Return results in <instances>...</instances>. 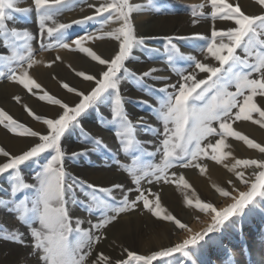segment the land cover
I'll use <instances>...</instances> for the list:
<instances>
[{
  "label": "snow or ice",
  "instance_id": "obj_1",
  "mask_svg": "<svg viewBox=\"0 0 264 264\" xmlns=\"http://www.w3.org/2000/svg\"><path fill=\"white\" fill-rule=\"evenodd\" d=\"M82 2L93 10L91 15L60 22L58 17L64 11L72 10V0H30V7L18 6L21 0H0V49L4 50L0 51V78L6 77L38 96L40 101L58 106V111L49 118L24 105L27 115L43 126V132L14 119L0 108L3 129L17 137L35 140L19 153L0 146V177L6 175L9 181L5 189L8 199H0V207L11 211L25 227L38 264H159L160 258L175 253L188 256L191 246L204 241L210 233L227 228L232 218L242 216L258 204L264 205V158L233 157L234 163L224 164L246 190L237 188L232 180L227 182L231 190L213 185L220 197L231 200L223 207L200 199L194 191L191 193L195 198L193 204L186 191L191 188L188 180L173 171L196 168L204 174L208 166L203 160L223 163L232 155L230 151H224L230 148L229 137L264 154V144L233 128L234 122L250 121L264 129V14H246L239 4L228 0H207L213 21L231 23L225 29H217L213 24L210 36L194 34V38L206 41L200 49L203 60L186 55L174 42L189 37H164L166 63L177 77L172 81V77L162 74L163 70L158 67L139 70L129 66L138 61L137 53L152 58V54L159 51L148 45V41L156 37L139 35L133 20L134 13L155 8L153 0H147L146 4L135 0ZM256 2L264 8V0ZM204 7L203 3L193 6V16L205 15L203 11H195ZM155 10L158 12L159 8ZM32 12L38 24L37 34L9 25L13 13ZM90 22L99 24L94 32H87L70 42L67 40L68 30L73 25ZM196 22L194 19L193 24ZM109 23L118 27L104 31ZM48 38L55 42L44 43ZM105 39L116 42L110 56H103L88 46L89 42ZM35 40L40 41L41 50L57 48L82 53L100 66L98 72L91 73L72 69L76 77L88 84L86 89L61 81L62 88L73 94L75 100L66 101L49 94L31 77L29 70L43 63L35 57L32 43ZM61 60L59 55L55 57V61ZM177 60L189 62L188 68L178 69ZM200 74L205 75L201 77ZM157 82L162 86L156 87ZM126 84L155 100V104L147 99L135 102L147 107L161 127H153L145 117L136 122L130 119L125 107L130 98L122 94V86ZM257 97L261 98L260 103ZM13 99L21 101L20 96ZM105 103L110 119L101 117L100 123L114 129L118 145L117 155L112 159L116 167L127 174L131 185L128 187L124 183L101 186L88 182L71 175L65 167L67 154L62 147V137L70 129H81V142L85 145L81 150L73 151L72 158L109 151L103 138L93 136L81 127V117ZM138 126L155 134L152 150L147 147L152 141L138 139ZM210 138H215L214 142ZM28 164L36 165L33 183L27 182L22 174V166ZM145 183L149 186L175 184L185 191V204L209 217L210 222L202 231L193 233L187 223L162 204L160 194L145 187ZM74 208L83 209L90 218L75 215ZM140 208L158 221L171 222L176 229L187 232L188 238L150 254H138L122 247L120 259L112 260L102 252L94 256L96 246L106 239L108 228L122 214ZM0 239L29 246L25 232L19 228L8 229L6 225H0Z\"/></svg>",
  "mask_w": 264,
  "mask_h": 264
},
{
  "label": "bare ground",
  "instance_id": "obj_2",
  "mask_svg": "<svg viewBox=\"0 0 264 264\" xmlns=\"http://www.w3.org/2000/svg\"><path fill=\"white\" fill-rule=\"evenodd\" d=\"M155 1H153V3L155 4V8L157 3H161V6L165 8L164 9L160 7L162 13L159 14V12L155 10V8L146 9L139 13H134L133 20L139 35L156 37L155 39L149 40L148 45L149 47L157 49L159 51L153 53L152 58H149L145 53H137L139 59L132 65L135 66V69L139 70H146L150 66H155L163 70L162 74L170 75L171 77H173L175 75L172 74L165 61L167 57V53L165 52V45L167 42L164 37H189V39L183 40L184 42H180V40L177 39L179 40V42L176 43L177 46L186 55H193L196 56L198 59L203 60L201 52L196 46H193L194 43L199 42L196 38H194V34L203 35V33L202 31L199 33L197 32L196 27L197 23L199 22L197 20L198 15L193 16L192 13L194 10L193 5L203 3L205 4V7L202 10L198 8L197 9L199 11H203L205 15H203L202 17L207 19L209 8H207L206 5L207 0ZM27 2H30V0H28ZM88 2H96V0H88ZM135 2L146 4L147 0H135ZM25 3L26 1L21 0V3L19 5L23 6L25 5ZM237 3L241 6V9H243L244 11L249 10L246 12V14H256L260 11V9L253 10L258 6L256 0H254L252 4L249 2V0H238ZM71 7V11H65L69 13L65 15L64 21H72L76 18H79L77 14H74V10L80 12L81 8H83L84 10L87 9L86 5L82 1L75 3V5H72ZM261 10L263 11L264 8ZM31 16L36 20L34 13H32ZM194 19L197 21L195 24H193ZM10 24L12 26L14 25L16 28L25 27L20 21L13 20L12 22H10ZM115 27H118V25L115 24ZM87 32L94 31H89V29L86 27L84 30L80 31V33H78L75 38L84 35ZM32 43L35 49L36 59L42 60L43 63L35 65L32 69L29 70L31 77L41 85L42 89L48 91L49 94L55 95L58 98H64L66 101H73L75 100V97L68 96L67 91L61 86V81L68 82L70 85H74L76 87L79 86L84 88L86 86V82H84L82 78L76 77L72 69L87 70L91 73L96 72V68L100 67L96 65L95 62L90 61V59L82 53L71 52L64 49H60L59 54L42 53L39 49V43H35L34 41ZM199 43L202 44L201 41ZM88 46H92L94 50L97 51L99 54H102L103 56L107 57L110 56L115 50L116 42L111 41L109 39H105L101 40L100 43L89 42ZM37 52L39 53L36 54ZM160 53H162V57L158 56ZM57 55L62 57L61 61H55V57ZM53 61L55 62L53 63ZM177 61L180 62L178 64L180 66L179 69L188 68L189 62L184 60ZM64 64L71 65L72 69L69 68L66 70L64 68L66 71H62L61 68H63ZM129 66H131V64ZM158 86H160L159 82L156 83V87ZM131 89L132 87H129L127 84L123 86V92H129L131 91ZM14 96H20L21 101L17 102L16 100H14ZM149 101L150 103L155 104L153 100ZM25 104H27L36 113L38 112V110H40L41 113H44L45 115L49 116V118L58 111V106L48 105L47 102L40 101L38 99V96H34L29 93L26 89L23 88L22 85H17L16 83L9 81L8 79H5L0 82V108H3L11 116H13L14 119H17L20 122H30L32 118L27 115L24 108ZM102 108L104 110L103 116L105 118L110 119V111L107 106L103 104ZM133 115L131 116L132 120L134 122L138 121L140 117L137 118V116ZM86 117L92 120L97 119V117L96 119H94L95 116L92 113L88 114ZM142 117H145L149 124L156 123L154 117H152L150 114H143ZM93 122L95 121H92V123ZM36 125H40V127H42L43 129V126H41V124L36 123ZM233 128L245 135H248L249 138L254 139L256 142L264 144V129L260 128L259 125H254L250 121H239L234 124ZM99 134L101 138H103V140L107 143V145L110 146L113 141L112 134L105 130H100ZM231 138H228L227 140V143L230 145V148L224 149V151H230L232 153V159L233 157L237 159L264 158V154L259 153L257 150L249 149L242 141H234L233 138ZM0 143L6 148V150H9L14 153H19L20 150L29 145V140L27 141L26 138L17 137L13 134H10L5 129H3L2 126H0ZM202 162L207 164L208 166L204 174H201L199 169L196 168L173 169V171L183 174L185 179L188 180L189 184L191 185V188L186 191L189 194V197L193 199V204L195 203V198L191 196V193L193 191L195 192L196 196L200 199L212 202L219 207H223L231 203V200L220 197L219 194L215 191V188L213 187V185H217L231 190V185L227 183L229 180H232L235 183L236 187L240 190H246L242 184L235 180L233 173L229 172L227 168L224 167V164L230 165L231 162L229 160H224V162L221 164H217L215 161L207 159L203 160ZM95 172L98 175L103 173V171L101 170H95ZM97 178L98 176H93L89 177L88 180L95 181L96 183L98 182ZM0 181L5 182L4 179H1ZM152 189L153 192H158L160 194L162 202H172L173 207H170L172 213L176 215L177 218L181 219L182 222L187 223L193 229V233L201 231L202 224L199 222L200 220H198L197 217H203V219L206 220L209 219V217L200 213L194 207H189L188 205L178 203L173 198L179 194H185V191H182L175 184H157L155 185V187H152ZM132 198H134V195ZM80 215L81 213H77V216ZM148 218L149 216L145 213L142 208H140L130 213H127L122 217L120 216L118 218V221L114 222L115 226L111 228L115 231L119 228H124L126 226L138 225L139 223L142 224V222H144ZM249 218L253 223V227L247 228L245 235H226L228 237V241L225 246V253L227 252L226 255L228 254L226 257L222 258V254H219L220 252L218 253L215 250V248L217 247L215 244H217V242H214L212 238H210V235L209 239L205 240V242H203V244L201 245L200 254L198 256H195V254L191 250V254L188 255L189 260H191V264H204V259L202 260L201 258V256L203 255L202 250H204V248L209 244H214L216 247H213L214 254L212 255V260L208 258L205 261V264H264V235H261V228H258V232L254 230V227L256 228L258 226V222L261 221H259L258 213H256V215H249ZM243 224L244 227L247 226V224H245V221L243 222ZM162 232V234H164L162 235L163 238H160L157 235H149L147 237H145L144 235H132V237H130L129 249L137 253L139 252L140 254H150L152 251L161 250L166 247H172L177 243H182L183 240L188 238L189 235L185 231L176 229L172 223L166 224L162 229ZM172 232L176 234L178 233V235H172ZM226 232H232L233 234H235L231 230V228H228ZM155 242H158V245H156ZM154 264H156V262H154ZM159 264H161L160 261Z\"/></svg>",
  "mask_w": 264,
  "mask_h": 264
},
{
  "label": "rangeland",
  "instance_id": "obj_3",
  "mask_svg": "<svg viewBox=\"0 0 264 264\" xmlns=\"http://www.w3.org/2000/svg\"><path fill=\"white\" fill-rule=\"evenodd\" d=\"M24 1H26V3H28V4L25 3V5H23V6H20V5H18V6H20V7H30L31 6L30 2H27L28 0H24ZM80 1H82V0H72L71 6L75 5V3H78ZM153 1H155V0H153ZM237 1L238 0H228L229 3H233V4H238ZM253 1L254 0H249V2L251 4ZM161 5H162L161 3L156 4V8H159V10H160V11H158L159 14L162 13L160 7L164 8ZM197 5H200V4H197ZM206 5H207V8H209V13L207 14V19L198 15L197 20L199 22L197 23L196 30L198 33L202 31L204 36H210L211 27L213 26V24L215 25V27L217 29H225L231 22H224V21H220L218 19L213 21L210 17L211 7L208 3H206ZM193 6H196V5H193ZM198 9H196V11L200 12ZM256 9L257 10L260 9V11L258 13H256V15L264 14V10L263 11L261 10L263 8L260 5H258L257 8H255L253 10H256ZM242 11H244V10L242 9ZM247 11H249V10H245L244 12L246 13ZM73 12H74V14H77L79 16V18H76V19H80L86 15H91L93 10L87 8V9L80 11V12L75 11V10ZM32 13H34V12H32ZM32 13H13V18L10 21H8V23L10 26H12L10 24V22H12L13 20L14 21H20L22 23V25L25 27L24 28L23 27L17 28L18 30H21V31L28 30L35 35L38 33V24H37V21L31 16ZM68 13L69 12L64 11L62 13V15H60L58 17L60 22H71V21H64V17ZM86 27L89 29V31H95L99 27V24L96 22H90L86 25H73V27L68 30V34L66 37L67 40L70 41V40L74 39L77 36V34L80 33V31L84 30ZM114 27H115L114 23H109L108 25L105 26L104 31H111ZM179 40H175L176 41L175 43L179 42ZM197 40L199 42L201 41L202 44L197 42V43H194L193 46L194 47L196 46L198 48V50L200 51L201 47H204L206 45V41L199 40V39H197ZM34 42L40 43L39 40H35ZM43 42L44 43H54L55 41L52 40L51 38H48V39H45ZM100 42H101V40L94 41V43H100ZM180 42H184V41L180 40ZM0 51H4V50L0 49ZM239 51L240 50H238V52ZM40 52L59 54L60 49L53 48V49H50L47 51L40 49ZM38 53L39 52H37L36 54H38ZM158 56L162 57V53H160ZM165 61H166V59H165ZM179 63L180 62L177 61L176 66L178 69L180 68V66L178 65ZM68 66L69 65L64 64L63 68H61V70L66 71L67 69H69ZM130 67L135 69V66L132 64ZM71 69H72V67H71ZM99 70H100V67L96 68V72H98ZM204 75L205 74H200L201 77H203ZM5 79H7V78L6 77L0 78V82L5 80ZM176 79H177L176 76L172 77V81H175ZM127 85L129 87H132L131 91L123 92V86H122V94L125 95L126 97L130 98V101L128 103H126V105H125L126 110L128 111V113L130 115V119H132L131 116L133 114H135V112H136V114L133 116H137V118L142 117L143 114H150L147 107L142 106V105L136 103L135 101H137L139 99H147V100H153V102H155V100L152 97L146 96L142 92L138 91L137 88L134 87L133 85H131V84H127ZM160 86H162L161 83H160ZM160 86H158V87H160ZM78 88L86 89V88H88V84L86 83V86L84 88L79 87V86H78ZM232 90H234V89H232ZM68 96L72 97L74 95L68 93ZM256 100L258 103H260V97H257ZM105 105L109 109L108 104L105 103ZM52 106H54V105H52ZM103 111L104 110L102 108V105H100L99 108L96 110L90 109L83 117H81V127L83 129L87 130L91 135L97 136L100 138H101V136L99 134L100 130L101 131L105 130V131L110 132L112 134L113 141H112L111 145L109 146V151L108 152H99V153L93 152V153H89L88 155H85V156L72 158L71 153L73 151L81 150L85 145L81 142L83 140V137L81 135V129L79 127L75 128V129H70L68 132H66L65 136L62 137V147L65 149L66 154H67L65 157L66 170L71 175L78 176L81 179L87 180L88 182H94L95 183V181H89L88 179H89V177H93V176L97 177L98 176V178H97L98 182H96V184L101 185V186H109L112 183H124L126 187L131 186L127 174L120 171L116 167L115 162L112 159L113 156L117 155L118 141L115 139L114 129L110 126H107V125L100 123V118L104 117ZM90 113L94 114V116H95L94 119H96V117H97V119L96 120L88 119L86 116ZM37 114L45 115L44 113H41L40 110H38ZM150 115L152 117H154V119L156 121L155 124H151V125L153 127H156V128L161 127V123L157 120V118L152 114H150ZM45 116H47V115H45ZM47 117H49V116H47ZM83 118H84V120H83ZM92 121H95V122H93L94 124L92 123ZM237 122H239V121H237ZM237 122L233 123V127H234V124ZM23 123L32 127L34 130H41L43 132L42 127H40V125H38V126L36 125V123L37 124H40V123L35 121L33 118L30 120V122L25 121ZM137 136H138V139H140L142 141H152V143L147 144V147L149 150H152L154 148V145L156 143V137H155L154 133L146 132L142 126H138L137 127ZM229 138H231V137H229ZM26 139H27V141L29 140V145H31L32 143L35 142V140L33 138H26ZM210 139L213 140L214 138H210ZM233 140L235 141L234 138H233ZM29 145H27V147ZM0 146L4 147L3 145H1V143H0ZM27 147H24L22 150H20V152L25 150ZM228 157H226L225 160H229L231 163H234V160L232 159V157L231 156H228ZM121 159H123L122 156H121ZM158 160H159V157H157V161ZM95 170H101V171H103V173L98 175V174H96ZM35 171H36V165H34V164H28L27 166H22V174H23L25 180L29 183L34 182L32 178L34 176ZM1 179H4L5 182L0 181V199H4L7 201L9 194L7 191H5V189L8 188L9 181H8L6 175L3 177H0V180ZM144 186L150 187L151 191L153 190L152 187H155V185L149 186L146 183ZM184 195L185 194H183V195L179 194L173 198L178 203H182L183 205H186L184 202ZM206 202H209V201H206ZM162 204L169 211L172 212L171 208L173 206H172L171 201L162 202ZM73 212L75 213V215H77V213L78 214L81 213V215L79 217H81L83 219L90 218L87 216V213L83 209L74 208ZM145 213L149 216L150 219L148 218L147 220L142 222V224L139 223L138 225L126 226L124 228H119L115 231L112 230V228H111L115 225L114 224L111 225L106 232V239L101 241L96 246V249H95V252L93 255L95 256L97 253L102 252L103 254L108 255L112 260L120 259V258H122V247H128L129 248L130 237H132V235H144L145 237H147L149 235H157L160 238H163L162 235H164V234H162L163 233L162 229L164 228V226L166 224H170L171 222L158 221L156 218L152 217L151 214L147 213L146 211H145ZM256 213H258L259 221H261V222H258V226L256 228L254 227V230L257 231V230H259L258 228H261L262 229L261 235H264L263 234L264 233V230H263L264 229V205L258 204L255 208H252L251 210H246L245 214H243L242 216L232 218V221L229 223V226L227 228H222L219 231H216L214 233H210L207 237H205L204 241H201L196 246H191L192 247L191 250L193 251L195 256H198L200 254L201 245L203 244V242H205V240H208L209 236L211 235L210 238H212V240L214 242H217V244H215L217 247L214 244L213 245L209 244L204 248V250H202L203 252L201 251L203 254L201 256V258H202V260L204 259L203 263L205 264V261L208 258L210 260H212V255L214 254L213 249L215 247H216L215 250L218 253L220 252L219 254H222L221 255V256H223L222 258L226 257L228 255V254L226 255L227 252L225 253V250H226L225 246H226V243L228 241V237L226 235H245L246 229L253 227V223H252L251 219L249 218V215H256ZM123 215H125V214H122L121 217ZM245 217H247L248 219ZM91 218L93 220L95 219L94 217H91ZM198 220H200L199 222L202 224L201 231L210 222L209 219L206 220V219H203V217H200ZM243 220L245 221V224H247V226H245V227L243 224V222H244ZM0 225H6L8 229L19 228L21 231L25 232L26 240H29V246H25L23 244L14 243V242H11L8 240L0 239V264H38V258L36 255L33 254V249L30 246V238L27 236V231H26L25 227L18 223V221L15 219L14 214L11 211L6 210L3 207H0ZM84 226L86 227L87 224H85ZM228 228H231V230L235 234H233L232 232H230V233L226 232L228 230ZM172 235H178V233L176 234V233L172 232ZM156 245H158V242L156 243ZM138 254H140V253L138 252ZM160 262H161V264H183L184 262H186L184 264H191V260H189V257L185 256L184 253H175L171 257L160 258Z\"/></svg>",
  "mask_w": 264,
  "mask_h": 264
}]
</instances>
